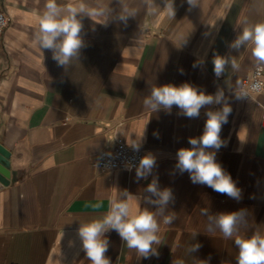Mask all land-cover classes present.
<instances>
[{
	"label": "crops",
	"instance_id": "0c3cea01",
	"mask_svg": "<svg viewBox=\"0 0 264 264\" xmlns=\"http://www.w3.org/2000/svg\"><path fill=\"white\" fill-rule=\"evenodd\" d=\"M44 2L1 0L9 25L0 39V145L9 152V178L0 189V264H90L77 235L79 223L107 212L117 189L148 195L144 189L153 178L161 189L172 190L169 211L177 215L171 226L161 225L160 255L138 259L111 231L106 234L111 264H173L177 259L236 264L234 241L204 232L207 220L200 209L213 214L246 209L248 226L242 234L264 230V95L254 101L235 98L230 88L254 66L249 51L229 48L238 22L246 16L264 18V8L256 11L250 0H200V7L189 11L187 0H175L174 19L141 12L125 27L85 17V47L66 71L50 50L41 52L32 43L36 12ZM156 2L163 6L162 0ZM110 7H118L116 0ZM216 54L238 57L239 73L229 70L216 78ZM183 83L206 94L224 90L232 112L222 126L226 146L216 160L242 190L239 201L193 184L187 172L175 168L177 150L191 147L189 138L202 134L206 111L222 105L201 108L198 118L181 115L175 105L170 113H151L143 106L152 86ZM119 140L139 143L144 156L156 158L146 180L137 181L135 169L94 168L95 155ZM140 206L155 211L143 200ZM192 243L201 247L188 255Z\"/></svg>",
	"mask_w": 264,
	"mask_h": 264
},
{
	"label": "clouds",
	"instance_id": "9594fccd",
	"mask_svg": "<svg viewBox=\"0 0 264 264\" xmlns=\"http://www.w3.org/2000/svg\"><path fill=\"white\" fill-rule=\"evenodd\" d=\"M116 3L118 7L113 8L110 7L112 0H67L63 4L58 0H45L43 8L36 12L37 25L32 43L41 52L50 50L52 59L67 71L73 61L79 62L81 50L85 47L82 36L85 17L104 26L112 22L127 27L129 19H135L141 12L152 16L163 13L169 19H174L176 15L175 0H162L163 6L156 0H116ZM187 4L191 11L200 7V0H187ZM250 5L259 12L264 8V0H250ZM236 26L239 31L229 48L237 52L242 48L249 51L255 73L259 76L264 73V18L252 20L246 16ZM135 51L130 48V52ZM212 63L214 75L218 79L229 70L232 74L241 70L236 56L216 54ZM230 89L236 99L254 101L257 96L264 95V79H256L247 85L237 80L236 87ZM213 104L222 107L206 111L207 119L202 134L189 138L191 147L177 150L175 168L181 174L187 172L193 184L206 185L217 193L239 201L242 190L216 160V153L226 146V142L221 139V131L232 112L224 90L206 94L189 83L179 86L165 84L152 86L150 94L143 100L144 108L151 113L160 110L170 113L175 105L180 114L187 118H198L201 108ZM132 147L139 151L140 145L133 143ZM155 167L156 158L151 153L143 156L135 166L136 180H146ZM144 191L148 195L137 196L126 189H117L109 197L107 212L88 222L79 223L77 235L90 264H111L110 258L106 256L110 244L106 234L111 231L119 235L124 246L135 251L138 259L159 257L158 248L163 244L161 225L171 226L177 219L176 213L169 211V205L174 203V195L170 188L161 189L156 178ZM141 200L155 206V211L141 208ZM200 214L207 220L204 232L212 236L219 232L223 239L234 241L238 249L236 264H264V230L257 229L250 236L242 234V229L248 226L246 209L213 214L205 207L200 209ZM197 234L192 233V238L195 239ZM200 247L199 243L189 244L187 254L197 252ZM196 261L207 264V261ZM173 264H184V261L177 259Z\"/></svg>",
	"mask_w": 264,
	"mask_h": 264
},
{
	"label": "built area",
	"instance_id": "2783aa9c",
	"mask_svg": "<svg viewBox=\"0 0 264 264\" xmlns=\"http://www.w3.org/2000/svg\"><path fill=\"white\" fill-rule=\"evenodd\" d=\"M8 25L9 18L7 14L2 10L0 0V39L2 38ZM256 79H262V73L257 76L255 73V69L253 68L248 76L242 81V83L247 85ZM262 121L264 122V115L262 116ZM143 156L144 155L141 150L135 151L132 146H129L119 140L112 148L103 149L95 155L94 168L98 172H130L129 168H131V171L134 170L135 166L138 165L140 159Z\"/></svg>",
	"mask_w": 264,
	"mask_h": 264
},
{
	"label": "water",
	"instance_id": "95a60500",
	"mask_svg": "<svg viewBox=\"0 0 264 264\" xmlns=\"http://www.w3.org/2000/svg\"><path fill=\"white\" fill-rule=\"evenodd\" d=\"M9 152L0 145V189L7 185V180L9 178Z\"/></svg>",
	"mask_w": 264,
	"mask_h": 264
}]
</instances>
